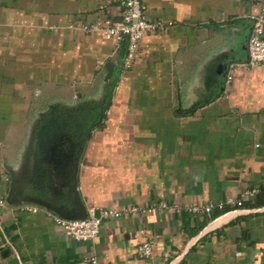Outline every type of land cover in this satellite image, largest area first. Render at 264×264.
I'll list each match as a JSON object with an SVG mask.
<instances>
[{"label":"crops","instance_id":"obj_1","mask_svg":"<svg viewBox=\"0 0 264 264\" xmlns=\"http://www.w3.org/2000/svg\"><path fill=\"white\" fill-rule=\"evenodd\" d=\"M140 1L163 27L126 68L123 43L80 30L117 0H0V264H264V64L227 79L264 0ZM74 192L138 209L82 241L18 203L71 211Z\"/></svg>","mask_w":264,"mask_h":264},{"label":"built area","instance_id":"obj_2","mask_svg":"<svg viewBox=\"0 0 264 264\" xmlns=\"http://www.w3.org/2000/svg\"><path fill=\"white\" fill-rule=\"evenodd\" d=\"M119 3V18L113 20L106 17L101 21L84 23L80 30L83 33H98L105 39L114 41L117 45L124 44V67H129L136 55L139 42L144 33L155 31L163 27V23L159 21L149 20L146 15L145 6L140 0H117ZM250 21V31L247 37V57L239 63H232L229 66L227 79H232V75L238 69H247L253 66L264 64V5L255 13L247 16ZM258 192L257 189H247L244 191L245 196H253ZM225 204L241 206V199H228ZM0 205L5 202L0 198ZM163 209H173L175 206H167L161 203ZM211 204H205L200 209L205 213L212 210ZM222 207V204L219 205ZM24 210L37 212L36 205L26 204ZM138 209L136 206H122L120 208H99L98 216L93 214L94 209L88 211L87 217L84 219H65L60 216L51 214L53 221L61 226L65 233L75 240L88 241L93 239L98 233L101 223L105 219H116L124 214L133 213ZM195 208H193L194 210ZM151 244L147 241L138 245L136 254L138 257L145 258L151 255ZM94 263L95 260H92Z\"/></svg>","mask_w":264,"mask_h":264},{"label":"water","instance_id":"obj_3","mask_svg":"<svg viewBox=\"0 0 264 264\" xmlns=\"http://www.w3.org/2000/svg\"><path fill=\"white\" fill-rule=\"evenodd\" d=\"M105 68H106V79H109L111 77L112 72H113V63L111 61H108L105 64ZM8 200L9 199H6V201L9 203ZM18 203H33V204L43 206V207L53 211L54 213L58 214L60 217L65 218V219H84L87 217V214H88L87 208L82 203L77 192L73 193V199H72V203H71V211H68L69 204L66 205L65 202L63 204H61L60 206H54V205H51L50 203H48L46 201L27 197L21 201H18ZM98 213H99L98 209H94L93 214L95 217L98 216Z\"/></svg>","mask_w":264,"mask_h":264},{"label":"trees","instance_id":"obj_4","mask_svg":"<svg viewBox=\"0 0 264 264\" xmlns=\"http://www.w3.org/2000/svg\"><path fill=\"white\" fill-rule=\"evenodd\" d=\"M124 48V47H123Z\"/></svg>","mask_w":264,"mask_h":264}]
</instances>
